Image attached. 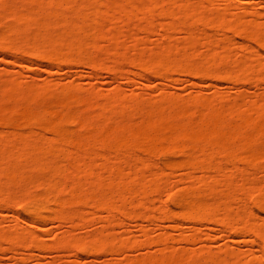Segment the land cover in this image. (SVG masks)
<instances>
[{
  "label": "bare ground",
  "instance_id": "obj_1",
  "mask_svg": "<svg viewBox=\"0 0 264 264\" xmlns=\"http://www.w3.org/2000/svg\"><path fill=\"white\" fill-rule=\"evenodd\" d=\"M72 1L73 0H3L2 2L0 1V24L3 22L2 19H8L9 17H11V19H8L9 23L8 22L6 23L4 21L5 24L4 25L2 24V27H1L2 29H0L1 30L0 31L1 32L0 33V53H2L6 49H11L19 54L23 53L22 55L28 54L31 57H34L36 59L38 58V60H47V61H50L51 63L53 62V63H58V64H67L73 61H76V62L81 61V62H85V64L90 65V67H92L95 71L96 70L99 71L105 68L111 71L118 70L121 64V60L123 61V58H124V61L126 60L129 63L133 64V62H136L135 64H137V66L140 68L142 73L149 74L148 72H150L151 75L155 74L154 76H157V77L161 76V78L163 76L166 77L167 72L170 70H174L178 72H190L197 77L202 76V77H217L218 78L220 72H217V71H221V70H218L219 68L216 69L217 67H222V72L227 77V79L230 78V73L228 70L232 68L238 71L237 72L239 73L237 75L238 77L245 76L246 73H249L251 70H255L256 72L264 75V64L260 62L258 59H251V60L249 59V61L245 60L243 62H238V63L235 61L234 63H232L230 59V52H229L230 45L226 44L225 41L221 42L223 45L219 44L220 40H218V43L216 44L210 41L211 40L210 38L205 37L207 38V40L204 39L203 41L204 43L203 42H202L203 44L201 42L200 43L202 44V47L204 49H208V51L212 50V53L210 52V55L207 54L206 56L201 55L199 52H196L199 50L197 49L199 45H201L199 43V39H198L199 37L198 35L197 37L193 36V34L197 32L194 26L195 23H202L208 27H214V28H222V29L226 28L227 31L235 32L234 34H236L237 36L249 38V40L252 41V43L258 50V49L264 48V23H260V24L253 23V22L226 23L224 22L225 17L223 14L220 15L221 17H219L217 21H215L214 19H208V18H205L202 14H203V11L207 10L209 6L204 7V2L202 1L193 2L194 0H81V2H79L81 4L78 6L77 5L74 6ZM224 1L227 2V0H224ZM191 5H193L194 9L191 8ZM167 6H169L170 8L172 6V9H169V8L167 9ZM160 9H161V14L159 16L161 15H162L161 17L171 16V18L169 17L170 23H167L161 27V30H162L161 33H163V36L169 39L170 33H172L173 30L178 29V31H175V32L182 31L184 32V34H186V36L188 34V38L185 37L187 40L185 39L186 41H184L183 39L182 41L183 43H180L179 47H176L177 45H175L174 43L167 42L164 45L159 46L155 48L154 50H152V52H150L148 55H145V52L141 49L142 47H140L142 45V42H139V40L136 39L137 37L135 36L136 33L133 32L132 35L130 36L132 40L130 37L129 39L131 40L130 42L133 43L132 44L134 47L133 50L139 53H137L136 57L133 59L128 58L127 49L125 47H122L123 45L122 42L121 44H119L120 41L118 40L120 36H122V33L120 32V30L117 29V26H115L116 23L113 18L118 20L119 18L121 19V16L123 15L122 16L123 19H125L126 21H131L133 19L135 20V18L137 17L139 18L140 16V18L143 17L142 21L145 22L146 25H149L152 22L153 14L155 12L160 13ZM117 14L118 15L120 14L121 16H119V18L114 17ZM181 14H183L182 15L183 19H179L181 17L180 16ZM6 15H9V17L7 16L8 18L7 17L3 18V16H6ZM178 15H179V18H177ZM68 16L70 17L72 16V21L70 22L67 21ZM103 19L105 22L107 20L108 21L110 20L112 22V23H110V21L106 22L107 24L109 23L108 25L109 27L112 26L110 27L109 30L107 28L108 26H106L107 24L106 25L104 24ZM89 22L91 23L93 22L94 24H96L94 25V27L96 26L94 30L95 29L96 30L95 31L93 30L95 33L93 35V31H92V34L90 32L91 34L90 37H88L89 32L87 30L86 31L88 35L86 33L85 34L87 36L83 34L85 31L84 27L85 26L88 27V25H90ZM87 23L89 24L87 25ZM135 27L134 28L136 29V31H139L137 30L139 29L138 28L139 26L135 25ZM133 31L135 30L133 29ZM105 32L106 34L108 33V35L111 37V38L109 37L110 40L112 39L111 41L113 40L115 41V43H112L113 45L111 44L112 45L110 46L112 47L111 49H104L102 47L106 51L100 48L101 46L98 42V38L102 39L103 37L101 38L100 36L102 34L104 35ZM11 35L14 36L13 39H9V36ZM92 35L94 37H92ZM218 44L221 46H218ZM21 45L23 47V48L21 47L22 50L20 49ZM107 54L108 56L109 55L110 56L112 55V56L111 57L109 56L110 58H107L105 57V55ZM105 59L106 60L111 59L108 61H110V63L112 62L111 64L112 66L105 64L106 62ZM212 69H214L215 71ZM10 82L11 83L9 85H6V83H4V85H6L8 89L7 91H5L6 93L5 95L3 93L4 85H2V89H1L3 90L1 91L2 95H4V97L6 98L11 99L12 101L13 99H15L13 101L14 103L10 104V107H9L11 108L10 110H14L12 112H16V110L18 111L20 110V112L17 111L19 113L18 117L20 116V119L27 120V122H29L30 120L34 121L35 115H37L38 117V114L36 113L37 110H43L44 112L45 110L48 111L51 108L50 107L48 109L50 105H53V107L55 108L53 109L56 112L54 110L53 111H54V115L56 116H58L55 113H58L57 110H59L58 109L59 107L60 108L65 107L67 108L68 111H71L70 107H72V105H76L74 106L75 108L72 107L73 115L71 114V112H70L71 115H69V116H72V118L70 119L67 118V120L70 121L69 123L70 125L73 123L75 126L76 124L80 123V125L78 124V127H82L83 125L84 127H82L81 129L83 128L85 129L87 128L86 126L90 127L93 124L92 122L97 119L95 117V119L94 118L91 119L92 121L91 122L88 118L83 117L84 110L85 112L89 110L88 113H86L84 116L88 117V115H90V112L92 111V110L90 111V109H92L91 107L93 105L92 103L97 104V105L94 104L93 110L96 108H97L96 110L101 109L100 112H103L104 110H106L104 112H107L108 110V113L110 112V110H117L115 112H118V110H120L119 112H122L123 110L126 111L128 108H129V111L133 110L136 112L137 110L139 112L141 111L143 112L144 110L145 114L143 116L147 115L146 116L147 119L145 117L146 121L143 120V123L140 124L141 126L137 125L138 127L135 126L133 129H132L133 126L131 128H128L126 126L127 124L125 125V123L127 122H123V125H125V128H123L124 127L123 125H122L123 127L121 126L122 124L121 123L120 126L122 128L118 125H115L113 127L114 129H112L108 127L107 125L108 117L106 115H109L111 113L110 112L109 114L105 115V117L107 118L106 120L103 119V123L101 124L103 125L105 123V126L107 125V127L103 129V127L101 126L102 128L100 129L99 128L100 125H98L99 127L95 125V129H96L95 131L93 129L94 127L93 126L91 129V132H94V134L97 132V135H94L93 133L90 134V132H88L91 136L88 135L89 138H87L88 137L86 134L87 132L85 131L84 136L87 139H83L84 138L83 135L80 136L76 134L77 136L76 137L73 134H71L73 133L72 132L73 128L70 129L72 130L70 133V130H68V128L66 129V126H64V123L62 122L51 123L49 122L48 119H46V121L48 120V123L41 122L39 124H36L37 125L36 128L38 127V125L40 126L37 128V130H40L42 128L44 129V127H47L49 130H51L55 135L54 138L56 139L59 138L61 143H59L58 140H56L57 143L56 141L55 143L54 142L52 143L53 139L52 140L49 139L47 140L48 142L47 144V143H44L46 139L44 138L43 140L42 138L41 139L42 143L38 144L37 142H40V138H37L39 139V141L36 139L37 142L35 143L33 141L35 140V138L33 140L29 138H25L24 136L20 135L21 133L20 131H18L19 134L17 138L15 137L16 133L14 135V133L12 132L13 133L12 138H14V140L15 139L17 140V141L13 140L14 143H12V138H8V137L2 138L1 136L0 137V166L3 163L2 166L4 168L1 167L3 171L0 169L1 171L0 175L2 179L3 178L4 179L3 180L0 179L2 181V183L0 182V208L4 206L3 203L5 204L6 201L8 202L14 201L12 198L13 195H11L12 193L10 191L12 190V188L14 189V191H18V189H20L19 191L21 192V196H22V194L23 195L25 194L24 191L25 190L27 191V189H29L27 188L28 184L29 185L31 184V188H32V184L36 183V185L33 184L34 186L33 188L34 189L36 188L42 189L43 187L46 188L44 190V192H46L45 194H43L44 192L42 191V194L46 196H43V195L36 196L35 194L32 195L33 193L30 195L27 192L30 196H27L28 194L25 195V197L27 196L26 198L27 200L23 202L21 201V202L22 203L26 202V205L23 208H20L22 210V214L28 216L29 219L30 218L33 219L32 223L33 222L37 223L36 221H38V219L40 220L41 219H45V220L46 219H57L61 221L62 223H64V221L65 223L66 221L68 223L70 222L71 225H73L72 228H74V224H75V228H76V226L78 227L79 225L81 226L83 224L82 222H84L83 221L84 216L88 214V213L84 214V211L88 207V203L90 204L91 202V204L89 205L90 209L92 208L96 210V214L99 213L97 212V210L98 211L102 210L103 212L105 211V214L107 213L106 220L109 223L105 222L106 220L104 221L103 217H101L103 219L98 217L100 213L98 215H96L95 213H91V211L93 212V210L89 211V214L91 213L90 216L92 215L91 217L93 218L98 217L101 219V221L103 220L102 222H105L107 224H110V223H112V225L115 224L117 220L116 217H118V215L120 217L130 216V218L131 217L133 218V215H136L135 219H140L141 217L140 215H142L141 217L142 220H145L146 223H148L147 220L148 221H151V219L153 220L154 218L152 217L154 216L152 215H155L157 213L158 215L157 214H156L157 216L155 215L154 220L157 219V220H161L162 222L167 220L168 222L174 223L176 226H171L172 229H181L182 226L180 224H188V225L192 224V225L197 226L195 227V229L196 231H199L202 227L205 226L206 223L208 224L210 222L212 224H216V225L223 227L226 233L228 232L230 234L235 233L238 235L240 234L253 235L256 238L254 240L256 241L258 240L259 242H261L262 248L264 250V228H262L261 226L256 228V226L250 223V219L254 216V213L249 212L248 210L249 193L247 195L248 197L244 196L245 195L244 193L247 192V188L244 191L243 189L244 185H243L240 188H237L235 191V187L232 188L227 183L225 185L224 179L226 177V173H225L226 169L224 170L222 168V166H225V165L228 166L230 164V167L232 168L229 172L231 173L229 174V176H233L235 173L236 174L238 173L239 169L236 166V162L240 163V161L241 162L245 161V164L248 165V167L251 166L254 169L256 168L258 169L257 165L255 164L257 163L259 158L261 159L262 157L264 159V144H263L264 141H262L264 140L263 139L264 138V120H263L264 118L261 119L263 115L261 111L262 110L264 111V107H258L253 103V105L252 104L248 105V107L244 109L245 111L243 110L244 112L243 111L237 112L239 110V106L236 102H235L236 105L229 103L227 104V108H224L226 107L224 105L227 102L226 101L224 102L221 100L220 102H222V105L224 107L222 105H219L220 103L219 100L223 97L225 99V96L221 94L220 95L222 97L217 95L219 97L218 101L217 99H215L216 101L212 99V101H215L214 103L211 101V99H209L208 101V99L206 100L204 98L200 99L198 97L197 98L194 97L195 99L193 98L192 100H195V101L191 102V100H189L187 101L188 104L184 103L185 101H183L184 103L183 104L181 99L179 98L176 99L177 97L176 98L175 97L174 98L165 97L163 98V100L161 99L162 100L161 102L159 100L160 103L158 102L156 104L152 103V105L147 104V106L146 105L142 106L140 105V103L134 102V100L132 101L128 100L129 101L128 102L127 100H125V98L122 97L119 91L116 93H113L112 95L108 97H101V96L99 97V95H95L93 93L92 95L89 92H87L89 94L82 93L81 90H79L78 88L72 87L68 90H64L60 94V96L56 98L55 101H53V99L51 101L48 98H45L46 101L44 102V104H40V106L43 105L40 108L39 105L37 107L36 106L34 107L33 106L34 104L32 103L38 100L40 95L45 93L46 87L45 88L40 87L38 89L30 88L29 90H27V92H19L20 88L18 87V83L16 81H13V82L10 81ZM240 98L241 97H239V99ZM198 99L203 100V101H199ZM241 100H243V98H241ZM85 101L87 103H90L91 105L90 106L86 105L87 103ZM81 102L83 105L84 103H86L84 108L89 106L87 107L88 109L86 108L83 110L82 108L83 112L81 111V116L85 118V119H82L80 117L82 119L81 121L82 123L78 121L79 116H80V110H79L80 108H78L79 110L78 112L76 111L77 115H74L75 114L74 111L77 109V106L81 104ZM132 102L136 104L134 105V103ZM194 102L196 103V105L194 104ZM217 102H219L218 103L219 107L218 105H216ZM192 103L196 107L200 106L201 108L198 107L199 109H197L194 105H191ZM211 103L213 105L214 104L216 105L214 106L215 108L212 106ZM185 104H187L188 107L190 106L189 107L190 110L191 109L193 110V108L191 107H194V110L190 112L189 108ZM201 104L203 105L204 108H206V110L207 108L209 109V107L211 109V106H212V109L211 110L209 109L211 112H213L212 111L213 109L214 111L217 108H220V109L222 108V109L221 110L217 109L218 111L216 110L213 113L209 111L210 114L206 111L207 116L201 117L202 114L198 113V110L204 109L202 108ZM236 107L238 108L236 109ZM225 109L226 111L227 109L231 110L229 111L230 116H228L229 113L227 114L226 111L224 112ZM32 110L33 111L35 110L36 114ZM62 110L64 111V108L61 109L59 112L60 113L59 119L56 117L58 121H60V118H61L60 116L61 115L64 116V113L66 114L67 112V111L62 112ZM247 110L249 111L252 110L253 113H256V110H258V112L261 110L260 111L261 114L256 113L258 117L259 115H261L260 118L256 120H252V118L248 114L249 111L246 113ZM47 111L45 113H41L38 111L39 117L41 116L40 113L46 116ZM53 111L51 113H53ZM187 111L188 113L190 112V115L191 113L195 115V113H193L194 111L197 112L198 121L196 122L194 121V123L192 124L191 122H193L192 120L193 119L195 120V118L190 117L192 120L188 122L190 118L188 117V114L186 115ZM233 111H235L234 115L235 116L237 115L239 118L238 117L233 118L234 117L233 114L231 116V112L233 113ZM252 111L249 113H252ZM95 112H91V114L94 115ZM115 112L113 113L116 114ZM221 112L222 114L225 113L227 115L223 117V115L225 114L222 115ZM236 112L238 114H236ZM17 114L15 113V115ZM119 114H122V113H119ZM183 114H184V117L186 116L185 118H189V119L184 118L187 122L183 121L182 119ZM206 114L204 113V115ZM10 115L9 116L4 115L7 117L3 118L2 119L3 121L1 122L4 123V125H7L13 128L14 129L13 131L15 132L16 131L15 129H17L18 127V124L16 123V119H14V116H10ZM54 115L51 114L52 117ZM92 115L90 117H92ZM47 116H50V115H47ZM67 116L68 115L66 114V117ZM76 116H77L78 123L74 121V118L76 119ZM100 116L101 117L103 116L102 113H100ZM227 116L231 117V119L230 118L228 119ZM225 117H227L229 121L226 120ZM200 118H203V120H201ZM63 119L65 118L63 117ZM236 119L238 120L236 121ZM67 120L65 121L67 122ZM230 120H232L233 122ZM50 121H56V119L54 120L51 119ZM95 122L97 123V121ZM197 122H199V124ZM117 124L119 123L117 122ZM128 126L130 127V123L128 124ZM97 127L100 130H98ZM116 127L117 129L115 130ZM246 127L248 128V131L251 129L250 134H248L249 132L247 131L248 135H246V131H244ZM109 128L112 129V133L111 132L109 133V131H111L109 130ZM28 129H33V128H28ZM10 130L12 131V129ZM97 130L99 131V133ZM30 131L32 132L33 130H30ZM242 131L243 133L245 132L243 135H242ZM74 134H75V131H74ZM78 136L80 137V139ZM26 137H30V136H26ZM237 139L239 140L237 141ZM235 140L237 141V143L240 141V144H239L240 146L235 145V142H234ZM182 141L185 142V144ZM261 141H262V144H261ZM16 142H19V144ZM49 142L51 143L49 144ZM43 143L46 146H44ZM14 144H18V146L20 145L19 146L20 148L18 146L15 147ZM61 144L63 145V148L64 146L68 147L70 151L67 150V148H64L66 149L64 151V149H62ZM182 144L187 145V147L185 146L186 147L185 148ZM204 145H206V147ZM95 146H97L98 148H96ZM100 147L102 149L104 148V150L106 149L107 151H110V153L112 152L114 157L112 156V154L110 155L109 152L107 151L104 153L103 150L100 149ZM183 147L185 149H183ZM14 148H16V151ZM17 148L18 150L20 149L19 151H21V154L18 155L16 158L15 156L19 153ZM96 149L101 150V151L97 150L98 152H101L99 157L102 156L101 155L102 152L103 154L110 155V156H107L104 158V155H103L102 158L98 159L99 157L98 155H96L98 154L95 151ZM236 150H238L240 153L242 151V158L239 152H238L239 156L237 157L235 156L237 155ZM243 150H247V152H244ZM134 151L135 152L137 151L139 153L141 152L140 154L142 156H144L143 154L147 155L146 156L147 158L140 157V155L138 157V154L137 153L135 154ZM177 151H180V152L182 151V154L185 153V155H187V158L186 160H184L183 162L179 164H172L173 161H171V159L169 160L168 157L175 155ZM29 154H33L32 156L35 157V159H33L34 161L31 160V162L33 161L34 168H30L31 166L30 159L32 158L29 156ZM51 154L55 155L56 157L54 156L53 158H50ZM128 154L131 155L132 157L135 155L137 157H134L133 165L131 164L132 161L129 164V169H130V165L132 166L131 170L128 169L125 171L122 167L124 166V163L121 159L123 155H128ZM158 154L159 155L161 154L163 156V159H164L162 160L163 164L161 163V161H159L161 163V166L163 167H159L157 165L158 161L155 162L153 160L155 158H158V156L155 157V155H158ZM243 154L245 155L246 158H244ZM23 155H24V158H22ZM48 155H49V158L46 159ZM217 155L219 157V160L214 157ZM219 155L221 156V158ZM28 156L30 157L29 159H27ZM13 157L17 159L15 160V163L16 161L20 162L21 160L26 158L25 160L29 161V163L28 162L26 163L30 165L28 167V164H27L28 169L30 171L32 169H35L34 172H36L37 170V174L29 175L27 171L28 172L30 171L25 169L26 164L24 168H22L23 167L22 165L24 163L20 164L18 162L19 163L18 164L19 167H18L17 163L15 164L12 162ZM57 157L59 160H55ZM60 157H61V160H60ZM49 159L53 161L51 160L49 161ZM62 159L65 160L66 165L69 164V166L67 165V167L69 168L65 167L66 165L64 164L63 162L64 160L62 161ZM97 159L98 161H96ZM216 159L218 161H220V159L222 160L224 159L223 160L224 165L221 166L222 160L218 162ZM238 159H242V160H238ZM47 160L49 162H47ZM99 160H100V163L103 162L101 166H103V164L106 166V167L103 166L104 169H102V171L106 169L108 172V174H106V170L103 171L105 172L104 174L106 175V177L109 176L106 179L108 180L107 184L103 182L105 181V179L103 178L105 177L103 172L96 170L97 169L96 166L100 164ZM61 161L62 163L58 165V162H61ZM95 161L98 164L97 163L94 164ZM225 161L226 163L228 162L229 164L228 163L225 164ZM4 163H6L5 164L6 167ZM62 164H64L63 165L64 167H62ZM138 165L142 166L143 168L155 167L156 171L151 176H149L147 179V177L144 175L143 176H140V174L139 176L137 175L136 166L138 167ZM49 167L52 168L53 174L51 173V170L46 171L47 169H51ZM175 167L187 170V172L184 173L185 177L183 179L185 180L181 178V181L182 180L185 182L187 180L193 181L192 180L194 178L193 173H195V171L203 172L205 175L196 179L197 185H192L190 187L186 185L188 187L185 186L183 189L181 190L179 189L178 190L179 192L177 191L176 194L173 193L167 197L166 202L173 204L172 205L174 206L173 210H163L161 208L160 209L158 208L156 210L158 212L154 214L148 213L149 207H147L146 209V206H147L146 203L148 202L147 198L150 196V194L151 195L152 194L154 195L162 194L161 191H163L165 187V183H167V178H166L167 174L165 175L164 172L166 170H172ZM132 168L134 169V171H132ZM24 169L25 171L27 170L26 173ZM21 170L22 172L24 171V173H22ZM94 170L98 172V173L95 172V175L102 173L104 176L101 174L100 176L98 175L97 176L98 180H97V178H95V175H94V177L93 176L91 177L92 181L86 180L87 177L93 174ZM30 173L32 174L33 172L31 171ZM49 173H51V175ZM43 174L45 177L43 176ZM101 176L102 178H100ZM47 177H49V180L47 181V183H45L46 182L45 180H47L45 178ZM61 177H64V179H62ZM69 177H72V181L70 180L71 178ZM66 178H69L68 179L69 181H67ZM93 178L96 179L97 181L94 180ZM165 179H166V182H165ZM60 181H62L63 183L61 184ZM85 181H88V183L90 181L92 183H89V184L87 183V185H90V186H86ZM132 181H134L135 183H133ZM39 182H41L42 184H40ZM64 182H65V185H64ZM66 182H69V184L73 183L71 185L72 187L70 186V188H68L69 185H67L68 187H65ZM128 182H132V184L134 185L131 184L130 186V183ZM44 184L46 185V187L44 186ZM37 185L39 186L35 188V186ZM42 185L43 187H40ZM84 185L86 187H84ZM132 186L133 188H131ZM14 187H18V188L15 189ZM21 187L23 190L24 189L25 190L21 191ZM218 187L223 188V189L220 188L221 190L220 192H223V193H219L216 191ZM31 188L30 190L33 189ZM87 188L88 190H85ZM241 188L243 190L240 191L241 193L239 192V194L241 195L242 192H244L243 193L244 195H242L243 196L242 198L241 196H239L240 198H237L238 194L236 195V193ZM62 192L64 193L69 192L68 195L65 194L66 195L65 197L67 198L62 199L63 197L62 198L59 197L60 195H62ZM257 196L258 197H256L253 203L251 202V205L257 209L258 214L260 215L263 214L262 216H264V191H261V192L259 191ZM7 203L5 205L9 206L7 205ZM10 205L12 204L10 203ZM135 205L137 207H135ZM139 206L140 207L144 206L142 207L143 213L146 212V211L144 212L145 209L148 210L146 212V214L148 213L147 216H145L146 218L143 217L144 214L140 213L142 212V209L141 211L139 210L140 212L138 211V213L135 212L137 211L136 209H138ZM130 207L135 210H131ZM151 211L152 209L150 210V212ZM138 215L140 217L136 218ZM258 218H261L262 220H264V217L258 216ZM237 221H240L242 223V226L238 229L235 228L233 225V223ZM78 223H81V224L78 225ZM106 230H105L106 232L101 231V233L103 232L104 235L101 234L100 232L94 233V235L92 236L93 239L90 238L91 240L89 241H85L84 239L76 240V238L73 237L72 233L68 232L70 236H66V237L64 236V238L67 239V237H69L70 239L71 237L70 239L71 242L68 239L64 240L63 238H60V240H58L53 245L44 244L41 241H39L36 237H34L33 234L31 236H28L25 233V231H19L21 233L17 231L13 234V236H7L8 234L6 235L5 233L1 232L0 241L2 242L4 240H9L11 241V243L14 242V244L19 242L21 244L24 243L25 245V243H28V241L25 242L28 239L30 240L29 241L30 243H28V245L30 244V247L34 249H43L46 251L50 248L53 249V247H56L55 249L58 248L59 250L60 248L61 249L64 248L63 250L68 249L65 251L69 252L70 248L71 249L74 248L76 251H79L81 254L88 253V252L96 253L98 251H101L102 249H104V251L109 249L111 252L114 251L112 253H115L116 251H118V249L120 250L123 248V247L120 248V246H124L125 248V247H129V245H133L131 242L129 243L126 240L125 241L123 240V242H120L122 240L116 239L117 237H115L113 233L111 234V231L109 232L108 228H106ZM24 233L26 234V236ZM143 233L145 237H148L149 231L146 232L145 230L143 231ZM182 234L180 233L179 238H178L182 242L192 243V241L198 240L196 233L193 236L189 235L190 237L189 236L187 237L184 234L183 235ZM118 241H119L118 243L119 246L116 245ZM153 242H155V244L160 243L162 245H166L169 242V237L166 234H162V235H159L158 239L156 238L155 241ZM120 243H123V244L121 245ZM114 248L116 251L114 250ZM79 252H76V253H79ZM167 255L168 257H166V255H163L165 260L161 259L162 260L161 263H157V262H160L161 261L160 258H163V257H160L159 259L158 257H156L158 261L157 259H155V257H153V260L154 259L156 260V261L154 260L155 264L156 263L157 264H230L231 261H236L237 262L236 264H240L239 254L234 251H230L227 248L221 250L218 253H211V252L203 250L200 253L199 252L192 253L191 255H188V256L179 255L180 257H176L175 253L167 254ZM147 259L145 261H147L148 264L149 263L153 264L154 261L152 260V257L150 258L149 262ZM249 264H254V263H249Z\"/></svg>",
  "mask_w": 264,
  "mask_h": 264
},
{
  "label": "rangeland",
  "instance_id": "obj_2",
  "mask_svg": "<svg viewBox=\"0 0 264 264\" xmlns=\"http://www.w3.org/2000/svg\"><path fill=\"white\" fill-rule=\"evenodd\" d=\"M0 1L2 2L3 0H0ZM195 1L196 2L197 1L204 2V7L209 6L207 8V10L203 11V14H202L205 18H208V19H214L215 21H217V19L219 17H221L220 15L223 14L225 17L224 22H226V23H230V22H253V23H259V24L264 23V0H227V2H225L224 0H194L193 2H195ZM79 2H81V0H73L72 1L74 6L80 5L81 3H79ZM165 8H166V6H165ZM168 8L172 9V6H171V8L169 6H167V9ZM191 8L194 9L193 5H191ZM160 14H161V9H160V13L155 12L153 14L152 22L149 25H146V23L142 21L143 17L140 18V16H139L140 19L137 17V18H135V20L133 19L131 21H126L125 19H123V17H122L123 15L121 16L120 14L119 15L117 14L114 16L116 18H119V16H121V19L120 18L118 20H116L115 18H113V19L115 20V23H116V24L114 23L115 26H117V29L120 30V32L122 33L123 37L120 36L118 41H120L119 44H121V42H122V44L124 45V46L122 45V47H125L127 49V57L128 58L133 59L136 57L137 53H139V52H136L135 50H133L134 49V47L132 45L133 43L130 42L132 40V38L130 36L132 35L133 32L136 33V35H135V36H137L136 39H138L139 42H142V45L140 47H142L141 49L145 52V55H148L150 52H152V50H154L155 48H157L159 46L164 45L167 42L168 43H170V42L174 43L175 45H177L176 47H179L180 43H183L182 42L183 39H184V41L187 40L186 38H188V34L186 36V34H184V32H182V31L175 32V31H178V29L173 30L174 32L172 31V33H170L169 39L164 37L163 33H161V31H162L161 27L167 23H170L169 17L171 18V16L161 17L162 15L159 16ZM182 15L183 14L180 15L181 16L180 18L178 15L177 18L183 19ZM7 16L9 17V15H6V16H3V18L7 17ZM8 19H11V17H9ZM8 19H2L3 22L0 24V29H2L1 28L2 24L3 25L5 24L4 21L6 23L7 22L9 23ZM67 19H68L67 21H69V22L72 21V16L71 17L68 16ZM73 20H75V19H73ZM103 21H104V19H103ZM93 22L92 23L89 22L90 25H88L89 23H87L88 27L85 26L87 28L84 27L85 31L87 30L89 32V35H88L87 31L86 32L84 31V33H83L84 35L87 34L88 37H90V35L92 34V31L94 30V28H96V26L94 27V25H96V24H94ZM106 22L104 21L105 25L107 24ZM110 23H112V22L110 21ZM108 25H109V23L106 26H108ZM135 25L139 26L138 27L139 29H137L139 31H136ZM194 26H195V29L197 32H195L194 33L195 35L193 34V36L197 37V35H198L199 43L200 42L202 43L204 41V39L207 40V38H205V37H208L211 39L210 41H212L213 43L217 44L218 40H220L219 44H222L221 43L222 41H225L226 44H229L230 45V51H229L230 52V59H231L232 63H234L235 61L238 63V62H243L245 60L249 61V59L250 60L251 59H258L260 62H262L264 64V48L257 50V48L254 46L252 41L249 40V38L237 36L236 34H234L235 32L227 31L226 28L222 29V28L208 27L202 23H195ZM110 27H112V26H110ZM110 27L109 26L107 27L108 30L110 29ZM133 29L135 31H133ZM94 31H93V35L95 33ZM90 32H91V34H90ZM105 34H106V32H105ZM105 34L104 35L102 34L100 36L101 38L103 37L102 39L98 38V42L101 46L100 48L103 47L104 49H111L112 47H110V46H112L113 45L112 43H115V41L114 40L111 41L112 39L111 40L109 39L110 36L108 35V33L106 35ZM93 35H92V37H94ZM13 37L14 36L11 35V36H9V39H13ZM129 37L131 38V40L129 39ZM99 39H100V41H99ZM202 44L199 45V47L197 48L199 50L196 52H199L201 55H205V56L207 54L210 55V52L212 53V50L209 49L210 51H208V49H204L202 47ZM219 44H218V46H221ZM21 47H22V45L20 46V49H21ZM218 49H220V48H218ZM104 51H106V50H104ZM108 51H110V50H108ZM22 54H19V53L15 52L14 50H11V49H6L2 53H0V86H1V88H0V98H1L0 99L1 100L0 101V124H1L0 125V137L2 136V138L3 137L4 138H7V137L12 138L13 133H14V135L16 133L15 137L17 138L18 134H19L18 131H20L21 132L20 135L24 136L25 138H29L32 140L34 138H35V140L37 138H40V142H37V140L39 141V139H37L36 141L33 140L35 143L37 142L38 144L42 143L41 142L42 138H43V140H44V138L46 139L45 140L46 142L44 141V143H47V144H48L47 140H49V139H51V140L55 139L54 141L52 140V143L53 142L55 143L56 140H58V142L61 143L59 138L58 139L54 138L55 135L51 130H49L47 127H44V129L41 127L42 129L37 130V128L40 126L38 125V127L36 128V126H37L36 124H39L41 122L48 123V120L51 123L62 122V123H64V126H66V129L68 128V130H70L73 128L72 129L73 131L70 130V133L72 131L73 133H71V134H73L74 136H76V134L80 135V136L81 135L84 136L85 131L87 132L86 134L88 136L91 133L94 134V132H91V129L93 126H94L93 129L96 131L95 125H97V126L100 125V127L98 126L100 129L102 127L104 129L105 127H107V125H108V127L114 129L113 127L115 125L120 126V124L122 123L121 124V126H122L123 122H127V123H125V125L127 124L126 126L128 128H131L133 126L132 127V129H133L135 126L136 127L141 126L140 124L143 123V120L146 121V119H147V117H146L147 115L143 116L145 114L144 110H143V112L141 110H140L141 112H139L138 110H137V112L132 110L133 111L132 112L131 110L129 111V108L126 111L123 110L122 112H119L120 110H118V112L122 113V114L115 112L117 110H110L111 113L109 112L110 113L109 114L108 110H107V112H104L106 110H104L103 112H100L101 109L96 110L97 109L96 106H95L96 109L93 110L95 103H92L93 105L91 106L92 109H90V111L92 110L91 112H95V110H96V112L94 114L96 116L92 115L90 112V115L87 114L88 115V117H87L84 115L86 113H88L89 110H87L85 112L84 109L89 107L91 104L87 103L85 101L87 104L84 103V105H83L82 104L83 101H82L81 104L78 105L79 107L77 106V109L74 111V113H75L74 115H77L76 111L78 112L80 110V116H79L78 121L81 122L82 119H85V118H88L91 121V119H93V118L95 119V117L97 118L95 120V121H97V123L95 121H93V122L91 121L93 124L90 127L86 126L87 128H85V129L83 128L84 130L81 129L82 127H84L83 125H82V127H78V124L80 125V123H78V121H77V116H76V119L74 118V121H76V123H78V124H76L74 122L77 126L76 125L74 126L73 123L70 125L69 124L70 121L67 120V118H69V119L72 118V116H69V115H71L73 113L72 109L75 108L74 106H76V105H72L73 108L70 107L71 111H68L67 108H65V107H61V108L59 107L58 108L59 110H57V108H56L58 113L63 108H64V111L62 110V112L67 111L66 114L68 116L66 117V114L64 113V116L63 115L60 116L61 117L60 121L57 120V118L59 119L60 113L59 114L55 113L58 116L54 115V111H55L54 109L55 108L53 107V105H50L48 107V109L51 107L48 111L45 110V112L47 111L46 116L41 114V113H45L43 110H37V112H36L35 111L36 108H35V110L34 111L32 110V111L34 113L36 112L38 114V117H37V115H35L36 114L35 113L34 114L35 115L34 121L30 120L31 121L30 122L28 120L29 122H27V120L20 119V116L18 117V115H19L18 112H20V110L19 111L16 110V112H12L14 110H10L11 109V108H9L10 104L11 103L13 104L14 103L13 101L15 99H13V101H12L11 99L4 97V95L6 94L5 91L8 90L6 85H9L11 83L10 81H12V82L16 81L18 83V87L20 88V89L18 88L19 92H27V90H29L30 88L38 89L40 87L41 88L46 87L45 93L40 95L41 97L39 96L38 100H36L34 103H32V104H34L33 105L34 107L35 106L37 107L39 105L40 108L43 106V105L40 106V104H44V102L46 101L45 98H48L51 101L53 99V101H55L56 98L59 97L60 94L64 90H68L72 87L78 88L79 90H81L82 93L89 92L90 94L93 93L95 95H99V97L100 96L101 97H108V96L112 95L113 93H116L119 91V93H121L122 97L125 98V100H127V101L128 100H131V101L134 100V102H138L142 106H144V105L147 106V104L152 105V103L156 104L159 102V100L161 102L163 100V98H165V97L166 98H168V97H173V98L175 97L176 98L177 97L176 99H178V98L181 99L182 103H183V101H185L184 103H187V101H189V100H191V102L195 101V100H192L194 97H196V98L198 97L200 99L204 98L206 100L208 99V101H209V99H211V101H212V99L213 100L217 99V101H218L219 97L217 95H219V96L223 95V96H225V99L223 97L219 100V102L221 100L224 102L226 101L227 103L224 105L226 107H224L222 105V102H220V103L217 102L216 105H218V103H219V105H222L224 108H227V104L231 103V104L236 105V103H237L239 106V110L238 111L236 110L237 112H239V111L242 112L244 109H246V107H248V105H250V104L253 105V103L258 107H264V75L256 72L255 70H251L249 73H246L245 76L238 77L237 75L239 73H237L238 71L236 69H233V68L229 69L228 68L229 69L228 71L230 73V78L227 79V77L222 72V67L216 68L214 66L216 69L219 68L218 70H221V71H217V72H220L218 78L217 77H202V76L197 77L190 72H178V71H174V70L168 71L166 74V77L163 76L164 78L163 77L161 78V76H159V77L154 76L155 74L151 75L150 72H148L149 74L142 73V71L137 66V64H135L136 62H133V64H132L126 60L124 61V58H123V61L121 60L122 58L120 59L121 64H120L118 70L111 71V70H108L107 68H105V69H102L99 71L98 70L95 71L92 67H90V65L85 64V62H81V61L80 62L73 61V62L67 63V64H58V63H53V62L51 63L50 61H47V60H38V58L36 59L34 57L29 56L28 54L27 55H22ZM110 54H111V52H110ZM109 56H108V54L105 55V57H107V58H110L112 55L110 57ZM118 59H119V57H118ZM108 60H111V59H107L105 64L112 66L111 65L112 62L110 63V61H108ZM105 66H107V65H105ZM214 69H212V70H214ZM188 71H190V70H188ZM4 83H6V85H4ZM2 85L5 86V87L3 86L4 91L1 90ZM1 91H3L4 95H2ZM89 93H87V94H89ZM3 97L6 99H4ZM239 97L243 98V100H241V98L239 99ZM7 99L10 101H8ZM48 99H47V101H48ZM199 101H203V100H199ZM215 101H212V102L214 103ZM134 102H132V103H134ZM85 104L89 105V106L84 108ZM135 104L136 103H134V105ZM187 104H185V105H187ZM194 104L196 105L195 102H194ZM194 104L192 103L191 105H194ZM95 105H97V104H95ZM216 105L212 104L213 107ZM219 105H218V107H219ZM54 106H56V105H54ZM212 106H211V109H212ZM187 107H188V105H187ZM198 107L201 108L200 106H198ZM198 107H196V108L199 109ZM229 107H230V105H229ZM78 108H80V109L78 110ZM82 108L84 110V115L83 114L82 115L85 118H83L81 116ZM191 108H193V110H194V107H191ZM202 108H204L203 105H202ZM237 108L238 107H236V109ZM209 109H210V107H209ZM209 109L207 108V110H206V108H204L203 110H198V113L202 114L201 117H205V116H207V114H206L207 112L210 114L211 109L210 110ZM217 109L221 110L222 108L221 109L217 108ZM240 109H242V110H240ZM189 110H190V108H189ZM193 110L191 109L190 112H192ZM38 111L41 112L40 117H39ZM52 111H53V113H51ZM97 111H99V112H97ZM195 111H196V109H195ZM195 111L193 113H195L196 116L192 113H191V115H192L191 116L190 112L188 113V111L186 113V115L188 114L189 118L190 117L195 118V120L194 119L192 120L190 118V120L188 121V122H190L192 120L193 121V122H191L192 124L194 123V121L195 122L198 121L197 120L198 119L197 118V112H195ZM212 111L215 112L214 109ZM225 111H226V109L224 110V112ZM227 111H226V113L228 114L229 111H231V110L227 109ZM248 111L249 110H247L246 113ZM251 111H249V112H251ZM260 111L258 112V110H256V113H260ZM11 112H12V114L13 113L14 114L12 115ZM70 112H71V114H70ZM113 112H115L116 114H114ZM213 112H211V113H213ZM222 112H221V114H222ZM237 112H236V114H238ZM249 112H248V114L252 118V120L259 119L261 116L258 114L259 115V117H258L256 113H253V111H252V113H249ZM261 112L263 114L261 117V119H262V118H264V113H263L264 111L262 110ZM15 113L16 114L18 113V114L15 115ZM50 113L54 116L52 117ZM100 113H102V115H103L102 117L100 116ZM204 113L206 115H204ZM8 114L9 115L11 114L10 116H14V119H16V123L18 124V127L15 130L17 132L16 131L14 132L13 128H11L7 125H4V123L1 122V121H3L2 120L3 118H6L7 116H9ZM61 114H63V113H61ZM106 114H109V115H106ZM184 114H185V112H184ZM184 114H183L182 119L184 122H187L185 119H189V118H185L186 116L184 117ZM223 114H225V113H223ZM227 114L223 115V117L226 116ZM232 114L234 115L235 111H233V113L231 112V116H232ZM4 115H7V116H4ZM47 115H50V116H47ZM78 115H79V113H78ZM91 115H92V117H90ZM105 115L108 118L105 117ZM228 116H230V113ZM63 117L65 119H63ZM145 117H146V119H145ZM227 117H225L226 120H228L229 118L231 119V117H228V119H227ZM235 117H238V116L234 115L233 118H235ZM50 118L52 120L56 119V121H50L51 120ZM106 118L108 120V122H107L108 124L106 126H105V123L103 124L104 126L101 125L103 123V119L106 120ZM44 119H45V121H44ZM46 119H48V120L46 121ZM200 119L203 120V118H200ZM65 120H67V122ZM201 120H200V122H201ZM237 120L238 119H236V121ZM35 121H37V122H35ZM230 121H232V120H230ZM117 122L119 124H117ZM20 123H21V125H20ZM98 123H100V124H98ZM129 123H130V127L128 126ZM197 123L199 124V122H197ZM125 125H123L124 127L123 126L122 127L125 128ZM98 127H97V129H98ZM117 127L115 128V130L117 129ZM28 128H33V129H28ZM35 128H36V130H35ZM110 128H109V130H111V131H109V133L110 132L112 133V129H110ZM10 129H12V131ZM100 129H98V130H100ZM246 129L244 130V131H246V135L250 134L251 129L249 131H248L247 127H246ZM30 130H33V131L31 132ZM94 130H92V131H94ZM50 131L52 132V134ZM74 131H75V134H74ZM88 132H90V134ZM30 133H32V134H30ZM98 133H99V131H98ZM244 133L242 131V135ZM94 135H97V132ZM26 136H30V137H26ZM87 138H89V136ZM87 138L84 136L83 139H87ZM79 139H80V137H79ZM13 140H14V138H12V143H14ZM238 140L239 139H237V141ZM237 141L236 140L234 141L235 145L240 146L239 145L240 141L238 143H237ZM262 141H264V140H262ZM262 141H261V144H262ZM16 143L19 144V142H16ZM44 143H43V145H44ZM50 143L51 142H49V144ZM56 143H57V141H56ZM183 143L185 144V142H183ZM18 144H14L15 147H17ZM44 146H46V145H44ZM183 146L187 147V145H183ZM204 146L206 147V145H204ZM95 147L98 148L97 146H95ZM184 147H183V149L186 148V147L185 148ZM64 148H67V150L70 151V149L68 147L64 146ZM64 148L62 145V149H64ZM14 149L16 151V148H14ZM100 149L103 150L104 153L107 151L106 149L104 150V148L102 149L101 147H100ZM17 150H18V148H17ZM65 150L66 149H64V151ZM97 150L98 151H101V150H99V149L95 150L98 153L96 155H98V157H99L101 152H98ZM236 151H237V155H235V156L237 157V156H239L240 152L238 150H236ZM243 151L247 152V150H243ZM66 152H68V151H66ZM103 152L101 155L102 156L104 155V158L107 156H110L112 154V152L110 153V151H107V152H109L110 155L103 154ZM134 153L135 154L137 153L138 157H139V155H140V157H144V158L147 156L145 154H143L144 156H142L140 154L141 152L139 153L137 151L136 152L134 151ZM15 154H16V152H15ZM20 154H21V151H19V153L15 157L17 158V156ZM32 155L33 154H29V156L32 158V159H30V162H31V160L35 159V157ZM240 155L242 158V151H241ZM246 155H247V153H246ZM29 156L27 157V159L30 158ZM54 156L55 155L51 154L50 158H53ZM102 156L99 157L98 159L102 158ZM112 156L114 157L113 154H112ZM112 156H111V158H112ZM157 156H158V158H155ZM15 157H13L14 160L12 158L13 163H15V160H17ZM134 157H137V156L135 155L132 157L129 154L122 156L121 160L124 163V166H122V167L125 171L129 169V164L131 163V161H132L131 164L132 165L134 164L133 163ZM155 157L154 158L156 160L155 159H153V160L155 162L158 161L157 162L158 164L157 163L156 164L159 167H163V166H161L162 160H164L163 156L161 154L160 155L158 154V155H155ZM214 157L219 160L218 155L214 156ZM22 158H24V155ZM48 158H49V155L46 159H48ZM186 158H187V155H185V153L182 154V151L181 152L177 151L175 155L168 157L169 160L171 159V161H173L172 164H179V163L183 162L184 160H186ZM220 158H221V156H220ZM244 158H246L245 155H244ZM25 159H23L24 161L21 160L20 162L16 161L17 166L19 163L20 164L24 163L22 165L23 166L22 168H24V166L26 164L25 169L29 170L28 169V167L30 166L28 164L29 161L28 160L26 161ZM98 159L96 161H98ZM50 160L51 159H49V161ZM55 160H59L58 157ZM60 160H61V157H60ZM63 160L64 159H62V161ZM221 160L222 159H220V161ZM223 160L221 161V166L224 165ZM238 160H242V159H238ZM33 161L31 162L32 167L30 166V168H34ZM49 161L47 160V162H49ZM51 161H53V160H51ZM62 161L58 162V165L61 164ZM96 161L94 162V164L97 163ZM159 161H161V163ZM220 161H218V162H220ZM26 162H28V163H26ZM63 162L65 164V160ZM99 163H100V160H99ZM102 163H100V164L97 163L98 164L96 166L97 171H102V169H104L103 166H105V165L103 164V166H101ZM123 163H122V165H123ZM227 163L225 161V164H227ZM237 163L238 162H236V166L239 170H238V173L237 174L235 173L233 176H229V174H231L229 172L232 168V167H230L229 163H228L229 164L228 166L227 165L222 166V168L224 170L226 169L225 170L226 177L224 179L225 185L227 183L230 187H232V188L235 187V191L237 188H240L243 185H244L243 186L244 191L247 188V192H246L247 194L242 192L241 195L239 194V192L242 191L243 189L242 188L240 190L238 189L239 191L236 193V195L238 194L237 198H240L239 196H241V198H242L243 197L242 195H244V194H245L244 196H247L249 193V197L247 196L248 197V210H249V212L254 213V216L250 219V223L252 225L256 226V228L259 226L264 228V220H262L261 218H258V216L264 217V216H262L263 214H261V215L258 214L257 209L251 205V202L253 203V201L256 199V197H258L257 196L258 192L264 191V159L261 157V159L260 158L258 159L257 163L255 162L256 163L255 165H257V167H258V169L256 168L257 170L252 168L251 166L248 167V165L245 164V161L244 162L240 161V163H238V165H237ZM2 164L0 166L1 170H2L1 167H3ZM5 164L6 163H4V165ZM27 164H28V167H27ZM64 164H62V167H64L63 166ZM67 165L69 166V164H67ZM67 165L65 167H67ZM5 167H6V165H5ZM94 167H93V169H94ZM131 167L132 166L130 165L129 170H131ZM47 168H48V166H47ZM49 168H51V167H49ZM67 168H69V167H67ZM136 168H137V175L138 176H139V174H140V176L144 175L147 177V179L149 176H151L156 171L155 167L143 168L142 166L138 165V167L136 166ZM19 169H21V168H19ZM25 169H24V171H25ZM48 170H51V173L53 172L52 168L47 169L46 171H48ZM96 170H94L93 174L91 176H89L90 179H89V177H87V179L86 178L85 179L92 181L91 177L92 176L94 177L95 172H97ZM105 170H103V171H105ZM24 171L22 172V170H21L22 173H24ZM26 171H25V173H26ZM31 171L33 172L32 174L30 173ZM31 171L30 172L27 171V173L29 175L37 174V170H36V172H34L35 169H32ZM41 171H42V169H41ZM132 171H134L133 168H132ZM186 172H187V170L182 169V168H178V167H175L172 170H166L164 173H165V175L167 174L166 175L167 183H165V187H164L163 191H161L162 194L161 195H156V194L151 195L150 194V196L147 198L148 202L146 201L147 202L146 203L147 204L146 209H147V207H149V209H148L149 211L145 209L144 212L148 211V213L154 214V213L158 212V211H156L158 208L159 209L161 208L163 210H173L174 209V206H172L173 204L166 202L167 197L173 193L176 194V192L179 189L180 190L183 189L186 185H188L189 187L192 185H197L196 179L205 175L203 172L195 171V173H193L195 180H194V178L192 179L193 181H188L186 179L188 182L187 181L185 182V181H183V180H185L183 178L185 177L184 173H186ZM51 173H49V174L51 175ZM104 173L105 172H103V174ZM28 174H26V175H28ZM47 174H48V172H47ZM47 174H46V176H47ZM100 174L103 175L102 173H100ZM100 174H98V175L100 176ZM106 174H108L107 170H106ZM98 175H95V178H97ZM43 176H44V174H43ZM49 177L45 178V179H47V180H45L46 181L45 183H47V181L49 180ZM105 177H106V175H105ZM105 177H103L105 179V181H103V179H102V181L105 182V184H107L108 180H106V179L109 176H107L106 178ZM61 178L64 179V177H61ZM69 178H71L70 180L72 181V177H69ZM69 178H66L67 181H69L68 180ZM100 178H102V176ZM181 178L183 179L182 181H181ZM0 179H2L1 175H0ZM60 179H58V180H60ZM94 180H96V179H94ZM97 180H98V178H97ZM90 181H89V183H92ZM0 182L2 183L1 180H0ZM60 182H61V184L63 183L62 181H60ZM85 182H86V186H90V185H87L88 181H85ZM132 182L135 183L134 181H132ZM132 182H128V183H130V186H131ZM165 182H166V179H165ZM39 183L42 184L41 182H39ZM33 184L36 185V183H33ZM33 184H32V188L34 187ZM72 184L73 183L69 184V182H66L65 187H68L67 185H69L68 188H70V186ZM28 185H27V188H29V189L26 188L27 191L24 189L26 192L21 187V191H24V193H25L24 195L22 194V196H21V192L19 191L20 189H18V191H14V189L12 188L13 192H12V190H10L12 193L11 195H13L12 196V198L14 200L13 202H15V203H13L12 201L11 202L6 201L5 204L8 202L7 205H9L10 207L6 206L3 203L4 206H2L0 208V233L3 232L6 235L8 234L7 236H13V234L17 231L18 232L19 231H25V233L28 236H31L33 234V236L36 237L42 243L48 244V245H53L58 240H60V238H63L65 240L66 238H64V236L65 237L70 236V234H69L70 232L72 233L73 237L76 238V240L77 239L78 240L84 239L85 241H89V240H91L90 238L93 239L92 236L94 235V233H96V232L101 233V231L106 232L107 231L106 228H108L109 232L111 231V234L113 233V235H115V237H117L116 239L122 240L120 242H123V240L124 241L126 240L129 243L131 242L133 245H129V247H125V248H124V246H120V248H122V247L123 248L120 250L118 249V251H116L114 248V250L116 251L115 253H112L114 251L111 252L109 249H107L108 251L107 250L104 251V249H102L101 251H98L96 253L95 252L94 253L88 252V253H82L81 254L79 251H76L74 248H72V249L70 248L71 251L74 250L73 252H71L70 250H69V252H67L65 250H68V249L63 250L64 248H62V249L60 248V250L58 248L55 249L56 247H53V249L50 248L51 250L48 249L49 251L48 250L45 251L43 249H34V248L30 247V244L28 245V243H30L29 242L30 240H28V239L25 241V242L28 241V243H25V245H24V243L21 244L18 242L16 244H14V242L11 243V241H9V240H4L2 242L0 241V264H148L147 261H145V260L148 258L147 260L149 262L151 257H152V260H153V257H155V259H157L156 257H158V259L160 257H163V258H160V260L161 259L165 260L163 255H166V257H168L167 254L175 253L176 257H180L181 255L188 256V255H191L192 253H198V252L200 253L203 250L211 252V253H218L225 248L239 254V261H240L239 263L240 264H249V263L264 264V250L262 248L261 242H259L258 240L257 241L254 240L256 238L253 235H250V234L238 235L235 233L230 234L228 232L226 233L223 227L216 225V224H212L210 222L208 224L206 223L205 226L202 227L199 231H196L195 227H197V226L192 225V224L191 225L190 224L189 225L188 224H180L182 226L181 229H172L171 226H176L174 223L168 222L167 220H165L163 222L161 220H157V219L154 220L155 215L157 213L155 215H152V216H154V217H152V218H154L153 219L154 221L152 219H151V221H148L146 219L148 223H146L145 220H142V218H141L142 215H140L141 217L139 215L136 217V218L140 217V219H135L136 215H133V218H134L133 219L132 217L130 218V216H126V217L121 216L120 217L117 214L118 217L115 216L117 218L116 223L112 225V223L107 224L109 222L106 220L107 213L105 214V211L103 212L102 210L101 211L97 210V212H99L100 214L99 213L96 214V210H94L92 208L90 209V207H89V205L91 204V202H90V204L88 203V207L85 209V211L86 210L87 211L86 212L84 211V214H86V213H88V214H86L85 216L83 214V216H84V220H83L84 222H82L83 224L80 226L79 224H81V223H78L79 226L78 227L76 226V228H75V224H74V228H72L73 225H71L70 222L68 223L66 221V223H65V221H64V223H62L61 221H59L57 219H46V220L45 219H41V220L38 219V221L34 220L37 223H35V222L32 223L33 219L30 218L31 219L30 220L28 216L22 214V210L20 208H23L26 205V202L25 203H22V202L27 200L26 199L27 196H30L32 193H33L32 195L35 194L36 196L45 194L46 192H44V190L46 188H44L42 185L40 187H43L42 188L43 190L41 188L38 189L36 187H38L39 185H37V186H35L36 189H34V188L32 189L31 184L29 186ZM64 185H65V182H64ZM64 185H63V187H64ZM132 185H134V184H132ZM44 186L46 187L45 184H44ZM86 186L84 185V187H86ZM188 186H186V187H188ZM222 187H224V186H222ZM222 187H220V188L223 189ZM14 188L17 189L18 187H14ZM19 188H20V186H19ZM30 188L33 191L30 190ZM131 188H133V186ZM220 188L218 187L217 188L218 190L216 189V191L219 193H223V192H220L221 191ZM65 189H67V188H65ZM89 189H90V187H89ZM47 190H48V188H47ZM62 190H64V189H62ZM85 190H88V188ZM29 191L30 192L32 191V192L30 193ZM42 191L44 192L43 194H42ZM68 191H70V190H68ZM63 193L64 192H62L63 196L60 195L59 197H61V198L63 197L62 199L67 198L65 196L68 195L69 192L64 193V194ZM26 194H28V195L25 197ZM43 196H46V195H43ZM247 197H246V199H247ZM10 203L12 205H10ZM13 204H14V206H13ZM135 207H137V206L135 205ZM142 207H144V206H142ZM142 207L139 206L140 209L139 208L136 209L137 211H135V212L138 213V211L139 210L141 211V209H142V212H140V211L139 212L141 214H144L143 217H145V216H147L148 213L147 214H146V212L143 213ZM154 208H155V210H154ZM151 209H152V211L150 212ZM90 210H93V212L91 211V213H95L96 215L99 214L98 217H100V218L103 217L104 221L106 220L105 222H107V223L102 222L103 220L101 221V219H103V218L100 219L98 217H94V218L91 217L92 216V215L90 216L91 213L89 214ZM131 210H135V209L131 208ZM153 210H154V212H153ZM127 217H129V218H127ZM159 221H161V222H159ZM107 225H108V227H107ZM233 225L235 228L238 229L242 226V223L240 221H237V222L233 223ZM145 230H146V232L149 231L148 237L144 236L143 231H145ZM103 232L101 234H103ZM19 233H21V232H19ZM67 233H68V235H67ZM180 233L181 234L183 233L187 237L189 235L193 236L196 233L198 240L195 239L197 241H192V243L182 242L178 239ZM26 234H25V236H26ZM107 234H109V233H107ZM162 234H166L169 237V242L166 245H162L160 243L155 244V242H153V241H155L156 238L158 239V236L162 235ZM7 239H9V238H7ZM67 239L70 240L71 237H70V239H69V237H67ZM150 240H151V242H150ZM70 242H71V240H70ZM118 243H119V241L117 242L116 245H118ZM26 244L31 249H29L26 246ZM120 244L122 245L123 243H120ZM116 245H114V246H116ZM116 249H117V247H116ZM76 252H79V253H76ZM158 259H157V261H158ZM155 261L153 262V264H155ZM161 262H162V260L160 262H157V263H161ZM233 263L236 264L237 262L236 261L230 262V264H233Z\"/></svg>",
  "mask_w": 264,
  "mask_h": 264
}]
</instances>
